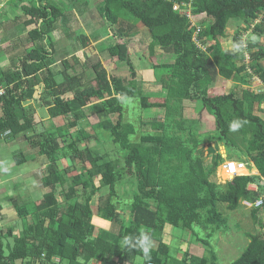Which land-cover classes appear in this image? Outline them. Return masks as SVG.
<instances>
[{
	"label": "trees",
	"instance_id": "trees-1",
	"mask_svg": "<svg viewBox=\"0 0 264 264\" xmlns=\"http://www.w3.org/2000/svg\"><path fill=\"white\" fill-rule=\"evenodd\" d=\"M17 1L26 4L25 0ZM183 4L190 6L192 15L204 14L211 20L208 26L204 21L197 23L200 32L196 43L203 50L193 42L195 28L189 20L173 11L174 5ZM100 5L108 33L116 39L103 49L106 59L126 63L130 79L107 73L101 67V58L82 65L85 74L91 75L88 82H84L85 74L75 73L76 59L74 65L63 59L58 72L51 70L57 46L46 42L59 27L65 30L69 25L68 4L30 0L18 8L22 17L13 19L23 21L24 27L30 23L35 27L23 42L22 57L12 59L7 69H0V136L8 132L39 148L37 155L48 160L41 178L48 192L33 211L15 205L18 218L30 222L15 236L11 229L5 234L0 231V264H136L137 260L141 264H218L206 240L201 245L209 258L186 252V259L170 256L162 242L163 230L168 226L196 235L199 228L207 231L210 240L214 233L226 229L219 204L231 212L242 202L264 200V118L255 115L264 105V0H101ZM234 19L243 21L232 43L243 55L247 53L246 64L244 56L227 55L220 48L226 26ZM1 23L5 31H11V20L5 17ZM121 23H133L148 32L151 56L156 49L174 56L171 64L152 68L159 95H148L137 84L129 63L127 41L131 39L121 26L123 31L118 28L111 33ZM251 26V37L243 42L242 36ZM76 40L90 43L86 36ZM218 79L241 87L240 95L231 92L212 96L209 89ZM253 79L263 91L255 93L247 87ZM120 100L135 101L143 113L156 114V120L148 123L154 132L139 133L135 138V126L123 122ZM183 102L196 104L199 113L204 112L214 122V136L231 156L228 160L251 163L258 175L236 177L223 185L213 182L223 159L211 148L206 160L196 156L202 133L199 122L182 117L186 110ZM40 109L49 119L63 120L55 133L34 132L36 125L30 117ZM99 115L106 118L100 121ZM82 122L90 123L91 134ZM233 124L239 126L233 128ZM98 130L105 132L112 147L122 153V164L117 157L106 160L88 149H78L82 142L100 140L103 135ZM182 133L186 134L184 139L180 138ZM57 160H64L66 167L59 169ZM75 162L81 164L80 171L70 176L76 169ZM169 162L170 171L159 174ZM126 178L135 186L127 203L119 200L116 188ZM66 184L68 192L64 193L61 188ZM103 188L107 193L98 197L96 217L109 223L110 228L97 230L90 204ZM122 205L127 207V223L119 208ZM250 215L258 232L248 236L246 247L231 264H264V205L250 209ZM141 231L150 237V260L139 246L123 243L128 236L136 244ZM5 235L13 238L11 245L2 243Z\"/></svg>",
	"mask_w": 264,
	"mask_h": 264
},
{
	"label": "rangeland",
	"instance_id": "rangeland-1",
	"mask_svg": "<svg viewBox=\"0 0 264 264\" xmlns=\"http://www.w3.org/2000/svg\"><path fill=\"white\" fill-rule=\"evenodd\" d=\"M5 2L0 5V24H2L3 18L7 17L11 20L10 23L11 31H5V28L0 25V68L4 67L6 63L9 62V57H15L16 55L21 56L23 50L21 46V41L25 40L27 33L31 31L35 25L30 23V25L24 27L23 21L15 22L13 19L15 17H22L19 11V7H22L29 3L30 0H25L24 5H21L17 0H0ZM54 3L61 5L64 3L68 4L71 10L70 22L66 24L65 30L59 27L50 36V39L46 42L47 44H54L57 46V52L53 57V62H55L51 70L58 72L61 69L60 62L65 59L70 65H74V59L77 60L78 64L74 66L76 74H85V70L82 65H86V61L96 62L101 58V67L105 71L111 74L113 77L130 79L128 66L126 63L106 59L104 48L115 42V37L108 33V24L105 22L102 16V9L100 2L101 0H52ZM58 1V2H56ZM61 2V3H60ZM17 7V9L15 8ZM243 21L240 19H234L228 22L225 35L223 39L220 40V48L227 55L236 54L240 57L244 55L233 46L232 39L235 35L236 30L242 28ZM211 20L205 19L204 25L208 26ZM114 27L111 33H115L116 29L120 28L127 38L131 39L128 42V53H129V63L135 71L136 82L141 88L142 92L148 93V95H159L160 88L154 82H151V72L152 68L157 65L171 64L174 56L172 53H166L160 49L154 51V55L151 56L148 51L149 44V34L145 29L134 26L133 23H121ZM21 27L24 29L21 31ZM241 31V30H240ZM19 32V33H18ZM78 36H86L90 39V43L80 42L76 40ZM247 36L250 39L251 33H246L245 40ZM20 41V42H19ZM264 45V39L262 41ZM202 49V48H200ZM203 50V49H202ZM33 60L36 57H32ZM264 66V64H263ZM74 75L73 73H71ZM86 78L84 82H88L91 78L90 73L85 74ZM252 92L257 93L258 91H263V88L259 86L257 82L250 80L247 86ZM245 89V88H244ZM242 88L233 82H227L222 79H218L214 85L209 89L212 96H221L228 93L234 92L240 95ZM32 102H30V105ZM119 104L124 108L123 122L132 123L137 131L136 137L139 133H153L154 130L148 126V123L156 120V114L152 112L143 113L139 110L138 105L135 101L124 102L121 101ZM33 105H31L32 107ZM185 111L182 114L184 119L193 120L196 123L199 122V133H202L199 137L201 142L200 148L197 155H200L204 160H206L208 155V149L211 148L215 152L223 156V158L231 157L225 150H218L217 139L214 136V122L210 120L204 112L198 111V106L190 102H183ZM261 111L256 112L255 115L264 118V105L261 106ZM39 113L33 111L30 119L36 128L35 133L43 132L45 134L55 133L56 128L62 126L63 120L61 118L49 119L45 110L40 109ZM155 112V111H154ZM199 114H201L199 116ZM42 117V118H41ZM138 117L140 121L138 120ZM162 118V115H159ZM106 118L104 115H99V120L103 121ZM142 124H146L144 127H140ZM176 124V123H174ZM81 126L86 129L88 133H92L90 129V123L82 122ZM97 132L101 133L103 136L100 140L91 142L89 144L82 142L78 149L83 151L88 149L93 151L97 156H104L107 160L112 158H118L120 164H122V153L118 152L116 147H112L107 134L102 130ZM186 134H180V138L184 139ZM137 140V139H134ZM222 148V147H221ZM39 148H32L30 144L20 138V136H10L6 139L0 137V214L3 218L1 225V233H7V229H11L12 235H17L23 231L25 223L30 222V219L23 221L18 218L15 210L16 206H24L28 211H33L37 207V203L41 200L43 187L41 185V178L44 175L45 167L48 166V160L44 156L39 158H33L35 154H38ZM206 152V154H205ZM15 155H20L17 160H14ZM108 155V156H107ZM39 156V155H38ZM29 157V158H28ZM26 159V160H25ZM37 159V160H36ZM25 160L26 163H23ZM35 160V161H33ZM170 160V159H169ZM232 161H239L235 158ZM171 161V160H170ZM244 162V161H241ZM56 165L59 169H64L66 167V162L64 160H57ZM171 162L166 163L159 174L164 172L163 170L170 171ZM81 164L75 162V171H73L70 176L75 175L80 171ZM43 173V174H42ZM217 179V178H216ZM124 181L119 182L116 186L117 195L120 201L125 203L129 202L132 194L135 192L134 181ZM218 181V180H217ZM95 185L98 186V180H95ZM66 184L61 191L64 193L68 192ZM107 189L103 188L100 190L99 194L92 199L90 204L91 211L93 213L94 219L92 224L95 228L108 230L110 228L109 223L101 221L96 218L97 202L98 197L105 195ZM243 202L240 207L234 211H227L225 205L219 204L218 210L221 212L226 219V229L225 231H220L214 233L210 240H207V235L202 229L196 228V235H191L187 232H181L180 230H173L169 227H165L163 230L162 242L169 248L170 256L177 259H184L183 255L185 252L193 257H207L206 248L201 245V241L206 240L209 243L211 249L215 253L218 264H231L235 261L248 243V236H253L258 232L252 218L250 215L249 208H246ZM121 210L125 213L124 220L125 223L128 222V211L125 205L119 206ZM211 228H209L210 231ZM96 230V231H97ZM5 235L2 239L4 245H11L13 243V238ZM153 244L151 249H153ZM6 253V251H5ZM186 259V258H185ZM141 260H137L136 264H141ZM94 264V263H93Z\"/></svg>",
	"mask_w": 264,
	"mask_h": 264
},
{
	"label": "built area",
	"instance_id": "built-area-1",
	"mask_svg": "<svg viewBox=\"0 0 264 264\" xmlns=\"http://www.w3.org/2000/svg\"><path fill=\"white\" fill-rule=\"evenodd\" d=\"M1 3V1H0ZM182 8V9H180ZM173 11L174 12H180L181 15H183L184 17H186L189 22L191 23V25L195 28V34H194V38H193V42L200 48L199 44L196 43V36L197 34L200 32V29L197 25L198 22L200 21H204L206 19V16L204 14H201L199 16H194L191 14L190 12V6L183 4L182 7H179L177 5L173 6ZM252 31V26L249 30H247L248 33H251ZM245 32L242 36V41H245ZM244 45V43H243ZM245 48V45L243 46ZM244 62L245 64L248 62V55L247 53L244 55ZM249 73V71H247ZM254 82H257L259 84L258 81L254 80ZM2 95V91H0V96ZM5 136H9V133L6 132L4 135H1L0 137H5ZM223 163L217 168L216 170V178L218 179V181L221 182V184H225L227 182H231L234 178L236 177H241V176H257L258 173L254 170V167L251 163L249 164H245L244 162L241 161H232V160H228L227 158H223ZM250 189H254L256 190V188L254 186H250ZM263 199L260 198L259 200L255 201L254 203H245V207L250 209H261L262 206L264 205L263 203ZM2 223V216L0 214V231H1V224Z\"/></svg>",
	"mask_w": 264,
	"mask_h": 264
},
{
	"label": "clouds",
	"instance_id": "clouds-1",
	"mask_svg": "<svg viewBox=\"0 0 264 264\" xmlns=\"http://www.w3.org/2000/svg\"><path fill=\"white\" fill-rule=\"evenodd\" d=\"M238 126H239L238 124H233L232 125L233 128H236ZM254 170H255V168H254ZM132 239H133L132 237L126 236L124 238V240H123V243L129 245L130 247L139 246L142 249V251H143L144 257L146 259L150 260V255H149V251H150V237H149V235L147 233L141 231L140 236L137 239L136 244H132Z\"/></svg>",
	"mask_w": 264,
	"mask_h": 264
},
{
	"label": "crops",
	"instance_id": "crops-1",
	"mask_svg": "<svg viewBox=\"0 0 264 264\" xmlns=\"http://www.w3.org/2000/svg\"><path fill=\"white\" fill-rule=\"evenodd\" d=\"M20 42V41H19ZM23 42H24V40H22L20 43H21V46H22V48H23ZM22 52H23V50H22ZM22 52L20 53L21 54V56H19V55H16L15 57H12V58H10L9 57V62H11V60L12 59H16V58H18V57H22ZM9 62L8 63H6V65L4 66V67H2V68H0V69H7L8 68V66H9ZM151 82H154V79H153V73L151 72ZM155 83V82H154ZM36 96V95H35ZM37 113V112H36ZM2 116V113H1V109H0V117ZM5 133H3L2 135H4ZM8 137H10V135L9 136H5V137H1V138H3V139H6V138H8ZM221 149H223V148H221V146H219L218 145V150L221 152ZM224 150V149H223ZM205 154H206V152H205ZM40 156H38L37 154H35L34 155V157L33 158H39ZM223 156L221 155V158H222ZM29 158V157H28ZM207 159V158H206ZM26 160V159H25ZM25 160H22L24 163H26V161ZM37 160V159H36ZM33 161H35V160H33ZM43 174V173H42ZM96 180H98V179H96ZM213 180V182H215L217 185H223V184H221V182L220 181H217L218 179H216V173H215V178H213L212 179ZM48 192V190L47 189H43V191H42V194H41V196H43L45 193H47ZM40 201V200H39ZM38 201V202H39ZM243 203V202H242ZM97 218V217H96ZM262 218H263V221H264V215H262ZM94 219V218H93ZM2 220H3V218H2ZM168 227V226H167ZM8 230V229H7ZM6 230V231H7ZM15 236V235H14Z\"/></svg>",
	"mask_w": 264,
	"mask_h": 264
}]
</instances>
